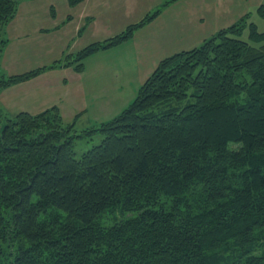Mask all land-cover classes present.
Instances as JSON below:
<instances>
[{
    "label": "trees",
    "instance_id": "16d2710c",
    "mask_svg": "<svg viewBox=\"0 0 264 264\" xmlns=\"http://www.w3.org/2000/svg\"><path fill=\"white\" fill-rule=\"evenodd\" d=\"M176 1L49 66L0 67V93L58 68L82 73ZM19 2L0 0V57ZM73 126L57 107L0 109V264H264V32L249 13L162 60L116 117ZM97 134L77 157L74 142Z\"/></svg>",
    "mask_w": 264,
    "mask_h": 264
},
{
    "label": "crops",
    "instance_id": "0c3cea01",
    "mask_svg": "<svg viewBox=\"0 0 264 264\" xmlns=\"http://www.w3.org/2000/svg\"><path fill=\"white\" fill-rule=\"evenodd\" d=\"M165 0H20L4 29L7 45L0 57L6 76L46 67L84 47L102 42L139 22ZM264 0H178L129 41L90 55L82 73L58 68L0 93L8 117L37 115L57 107L65 124L98 127L120 114L138 88L164 59L192 50L246 14L255 15ZM52 11L54 15H52ZM262 20V19H261Z\"/></svg>",
    "mask_w": 264,
    "mask_h": 264
},
{
    "label": "rangeland",
    "instance_id": "374dc122",
    "mask_svg": "<svg viewBox=\"0 0 264 264\" xmlns=\"http://www.w3.org/2000/svg\"><path fill=\"white\" fill-rule=\"evenodd\" d=\"M252 20L253 22L257 25L258 31L259 32H264V19H259L255 13L252 15ZM77 132H80L78 130L82 129V125L78 124L76 126ZM102 140V136L100 134L93 135L90 138H81L77 139L74 142V151L77 155V157L81 156L84 152L89 150L92 146L98 145Z\"/></svg>",
    "mask_w": 264,
    "mask_h": 264
}]
</instances>
